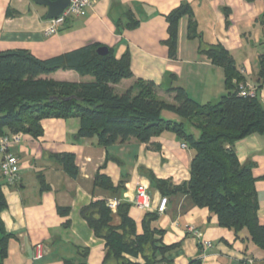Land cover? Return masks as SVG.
I'll list each match as a JSON object with an SVG mask.
<instances>
[{
  "label": "crops",
  "instance_id": "0c3cea01",
  "mask_svg": "<svg viewBox=\"0 0 264 264\" xmlns=\"http://www.w3.org/2000/svg\"><path fill=\"white\" fill-rule=\"evenodd\" d=\"M76 16L67 19L55 35H46L48 8L34 0H0V52L29 50L39 59H50L89 44L106 46L117 59L130 58L133 76L114 85L122 93L138 79L158 85L159 97L174 102L170 87H183L200 104L217 102L226 93L225 70L200 49L222 45L234 57L243 83L258 88L264 105V78L259 77L260 58L264 53V0H90ZM188 4L196 33L189 34L190 15L178 24L176 55L167 43L170 32L168 15ZM44 78L69 82H92L95 77L76 70L59 69ZM169 120H181L172 111L163 110ZM43 133L35 138L23 134L13 146L19 157L21 178L16 186H2L8 207L1 217L9 240L5 264H103L105 240L98 238L80 215V209L94 200L115 199L95 184L97 174L109 177L114 185L121 181L119 194L132 203L131 217L138 232L148 211H156L162 197L152 187L149 172L175 185L191 178L194 156L189 144L167 130L148 143L131 138L110 146L99 144L97 137L77 138L80 120L45 118ZM187 126H192L187 122ZM193 130V129H192ZM186 143L187 147L182 144ZM241 163L252 162L259 199V218L264 225V132L251 133L235 142ZM61 153L76 155L77 176L70 175L60 161ZM2 154L0 152V162ZM145 180L150 187L152 207L142 210L133 203L136 185ZM0 182L3 176L0 170ZM167 207L156 221L164 231V243L179 244L169 252L170 264H188L202 257L203 264H264V252L251 240H242L231 229L219 224L208 208L197 206L184 192L166 196ZM59 208L69 209L60 212ZM114 224H120L117 208ZM194 226L212 246L205 248ZM42 243L45 254L34 259L35 248ZM82 249V253L79 251Z\"/></svg>",
  "mask_w": 264,
  "mask_h": 264
},
{
  "label": "trees",
  "instance_id": "16d2710c",
  "mask_svg": "<svg viewBox=\"0 0 264 264\" xmlns=\"http://www.w3.org/2000/svg\"><path fill=\"white\" fill-rule=\"evenodd\" d=\"M187 14L191 17L189 34L192 36L196 26L188 4H182L168 15L167 43L171 56L176 55L179 20ZM99 47L89 44L46 60L26 49L1 51L0 138L18 133L37 138L43 133L42 120L49 117L79 118L76 137H97L104 146L131 138L148 143L167 130L173 131L194 151L191 178L175 185L149 172L152 187L165 197L181 192L189 194L197 206L208 208L216 215L221 226L233 230L242 240L253 241L264 252V225L258 212L254 164L241 163L235 150L237 140L254 132H264V105L258 96L240 94L243 73L231 53L222 45L200 49L224 68L226 85V93L217 102L200 104L179 86L168 89L175 92L174 102L163 100L156 93L158 85L142 79L122 93L117 92L114 85L133 76L130 58L117 59L109 48L101 55L97 52ZM59 69L90 74L95 80L69 82L43 77ZM259 77L264 78V53L260 58ZM163 110L177 113L181 120L165 119ZM59 158L65 170L77 176L76 155L61 153ZM3 184L4 178L0 182V264H5L12 237L1 217L8 207ZM95 184L119 200L117 215L121 219L120 224L113 223L109 199L94 200L80 209V215L94 234L105 240L103 264H170L167 254L179 244L164 243V231L156 225L158 210L146 213L139 233L130 215L132 203L119 194L124 190V183L114 185L106 175L97 174ZM59 210L68 212L69 209ZM65 264L79 263L66 260ZM188 264H203V259L193 258Z\"/></svg>",
  "mask_w": 264,
  "mask_h": 264
},
{
  "label": "built area",
  "instance_id": "2783aa9c",
  "mask_svg": "<svg viewBox=\"0 0 264 264\" xmlns=\"http://www.w3.org/2000/svg\"><path fill=\"white\" fill-rule=\"evenodd\" d=\"M91 3L90 0H70L69 6L55 18L49 20V25L45 29L46 35H55L59 33L60 29L65 25L67 19L71 16L79 15L83 10ZM240 94L248 97L258 96V88L248 83L240 84ZM23 140V133L13 134L0 139V151L3 153V157L0 163V170L4 178L5 186H15L20 180L21 164L19 157L16 154L10 152V147L14 144H19ZM183 147H187L186 143L182 144ZM9 151V152H8ZM168 198L162 197L157 210L159 213L164 212L167 207ZM134 205L142 210H149L152 207L150 187L145 180H140L136 185V194L133 201ZM119 204L118 199L109 200L108 205L112 209H116ZM188 230L195 234L205 248L212 246L210 241L203 239V233L196 229L194 226H189ZM45 254V249L42 243H38L35 248L34 259H41Z\"/></svg>",
  "mask_w": 264,
  "mask_h": 264
},
{
  "label": "water",
  "instance_id": "95a60500",
  "mask_svg": "<svg viewBox=\"0 0 264 264\" xmlns=\"http://www.w3.org/2000/svg\"><path fill=\"white\" fill-rule=\"evenodd\" d=\"M37 4L45 5L48 8L46 17L48 19L58 17L70 4V0H34ZM97 52L104 55L108 52L106 46H101Z\"/></svg>",
  "mask_w": 264,
  "mask_h": 264
},
{
  "label": "rangeland",
  "instance_id": "374dc122",
  "mask_svg": "<svg viewBox=\"0 0 264 264\" xmlns=\"http://www.w3.org/2000/svg\"><path fill=\"white\" fill-rule=\"evenodd\" d=\"M156 93H157L158 96L160 95L159 91H157ZM3 137H6V136H3ZM3 137H1V138H3ZM1 138H0V139H1ZM14 145H16V144H14ZM14 145H13V146H14ZM13 146L10 147V152H12L13 154H15V153L12 151ZM0 152H1V151H0ZM8 152H9V151H8ZM1 154H3V153L1 152ZM2 157H3V155H2ZM19 182H20V180H19ZM19 182H18V183H19ZM138 182H139V181H138ZM138 182H137V183H138ZM18 183H17V184H18ZM17 184H16V185H17ZM16 185H15V186H16Z\"/></svg>",
  "mask_w": 264,
  "mask_h": 264
}]
</instances>
